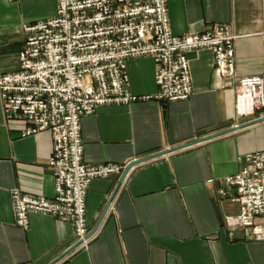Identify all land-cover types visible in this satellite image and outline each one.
<instances>
[{"label": "crops", "instance_id": "0c3cea01", "mask_svg": "<svg viewBox=\"0 0 264 264\" xmlns=\"http://www.w3.org/2000/svg\"><path fill=\"white\" fill-rule=\"evenodd\" d=\"M57 0H0V75L19 67L24 24L55 15ZM175 35L227 23L235 40L238 76L264 73V0H168ZM193 93L187 100L154 97V59H130L134 94L152 99L98 107L82 118L89 164L130 161L259 118L236 117L235 91L223 87L210 49L189 52ZM52 134L23 136L6 122L0 95V264H48L75 243L71 221L30 213L16 224L12 189L55 195L49 168ZM264 149V121L140 162L120 186L86 246L56 264H264V240L231 231L225 217L239 203L220 199L223 179L237 173L245 153ZM121 175L97 177L87 195L89 233Z\"/></svg>", "mask_w": 264, "mask_h": 264}, {"label": "built area", "instance_id": "2783aa9c", "mask_svg": "<svg viewBox=\"0 0 264 264\" xmlns=\"http://www.w3.org/2000/svg\"><path fill=\"white\" fill-rule=\"evenodd\" d=\"M56 14L24 24L27 37L19 67L0 75L6 122L23 136L52 134L49 168L55 195L48 198L12 189L16 224L30 226V213L72 222L75 242L90 238L87 195L97 177L122 175L126 165L89 164L84 159L82 118L101 106L152 99L130 89L127 63L154 59L155 98L187 100L193 93L189 52L210 49L223 87L235 91L236 117H264V73L238 76L235 40L227 23L202 33L175 35L168 0H57ZM237 173L223 179L220 199L239 203L226 215L231 231L245 229L249 239L264 240V149L245 153Z\"/></svg>", "mask_w": 264, "mask_h": 264}, {"label": "water", "instance_id": "95a60500", "mask_svg": "<svg viewBox=\"0 0 264 264\" xmlns=\"http://www.w3.org/2000/svg\"><path fill=\"white\" fill-rule=\"evenodd\" d=\"M260 121H264V117L255 118L254 120L247 121V122H243V123H241L239 125H235V126L226 128V130L214 132V133H212L210 135L202 136V137L197 138L195 140H192V141H189V142L180 144V145H176V146L169 147L168 149H165V150L156 151V152H153V154H148V155H145V156H140L139 158L130 161L125 166V169L122 172V175H121V177L119 179V182H118V184L115 187L116 189L112 193L111 198L109 200V203H108L107 207L104 209V211L100 215V219H99L96 227L92 231H90V233H88L85 238H90L91 236H93L96 233L98 226L100 225V223L102 222V220L104 218V215L106 214V212L108 211V209L111 206V203H112L111 201L113 200V198L117 194L118 190L120 189V186L125 181L126 177L130 174L129 172L131 171V169L134 166L138 165L140 162H144V161H148V160L154 159V157L168 154V152H171V151H176V150L183 149V147L190 146V145H193V144H197V142H199V141H203V140H207V139H212V137L224 135L227 132H231V131H234V130H237V129H241L242 127L250 126L252 124H255V122H260ZM82 242H83V240L76 241L74 244H72L71 246H69V248L66 251H64L60 255L56 256L48 264H56V263H58V261H60L64 257L68 256L69 253H71L72 251L76 250Z\"/></svg>", "mask_w": 264, "mask_h": 264}]
</instances>
